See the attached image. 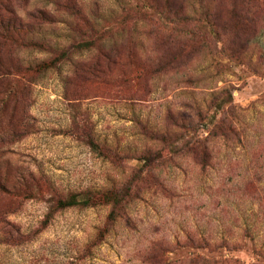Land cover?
I'll return each instance as SVG.
<instances>
[{"label":"rangeland","instance_id":"rangeland-1","mask_svg":"<svg viewBox=\"0 0 264 264\" xmlns=\"http://www.w3.org/2000/svg\"><path fill=\"white\" fill-rule=\"evenodd\" d=\"M0 20L22 76L0 81V264H264V0H0Z\"/></svg>","mask_w":264,"mask_h":264},{"label":"trees","instance_id":"trees-1","mask_svg":"<svg viewBox=\"0 0 264 264\" xmlns=\"http://www.w3.org/2000/svg\"><path fill=\"white\" fill-rule=\"evenodd\" d=\"M244 12H247V10H244L243 8L239 10L238 17H236L237 16L236 15L235 19L240 18ZM234 14H236V11L234 12ZM18 25L19 24H16L15 21L13 20H8V21L0 20V40H2V43L7 44L8 42H10V44L13 45L16 42L15 36L18 34L19 31ZM192 31L193 34L197 32L200 33L199 31L196 32V30H192ZM56 57L51 58L49 60H43L39 62V64H35L36 66L34 68L38 69L39 71L48 69L56 64L57 62ZM12 75L22 77L18 73L11 72L6 66H3L2 62L0 61V81H3L4 79L8 80L7 82L11 86V84H13L12 82L16 80L15 77H13ZM10 86L7 89V92H9ZM197 144H199V142ZM131 189H132L131 185L126 184L122 188H116L114 190H110L102 194L103 202L109 206V212L106 217L108 221V224L105 226L106 231L110 228V224H115V222H117L118 219L122 217V212L134 199V193L132 192ZM55 205L58 209H63L66 207H71L76 205L91 206L93 204L90 203L88 198L82 199L79 198L77 194H71L67 198H58Z\"/></svg>","mask_w":264,"mask_h":264}]
</instances>
